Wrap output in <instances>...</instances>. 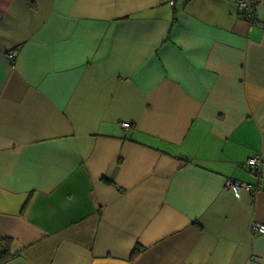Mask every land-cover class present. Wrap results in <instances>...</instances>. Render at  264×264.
Wrapping results in <instances>:
<instances>
[{
    "label": "crops",
    "instance_id": "1",
    "mask_svg": "<svg viewBox=\"0 0 264 264\" xmlns=\"http://www.w3.org/2000/svg\"><path fill=\"white\" fill-rule=\"evenodd\" d=\"M253 1L0 0V264H264Z\"/></svg>",
    "mask_w": 264,
    "mask_h": 264
},
{
    "label": "built area",
    "instance_id": "2",
    "mask_svg": "<svg viewBox=\"0 0 264 264\" xmlns=\"http://www.w3.org/2000/svg\"><path fill=\"white\" fill-rule=\"evenodd\" d=\"M236 7L238 9V12L241 13L242 15L245 16L247 21L250 23V25H255V26H260L255 12H256V3L253 0H235ZM173 5V2L170 3ZM126 127H128V124H125ZM247 166L250 168H258V158H251L247 161L246 163ZM228 186L230 189L239 191V190H246L251 193H255V188L244 184V183H239L235 181H229ZM251 233L253 235H264V225L259 224V223H252L250 227Z\"/></svg>",
    "mask_w": 264,
    "mask_h": 264
},
{
    "label": "trees",
    "instance_id": "3",
    "mask_svg": "<svg viewBox=\"0 0 264 264\" xmlns=\"http://www.w3.org/2000/svg\"><path fill=\"white\" fill-rule=\"evenodd\" d=\"M2 243V244H1ZM10 248L9 240L2 239L0 242V258ZM9 259V258H8Z\"/></svg>",
    "mask_w": 264,
    "mask_h": 264
},
{
    "label": "rangeland",
    "instance_id": "4",
    "mask_svg": "<svg viewBox=\"0 0 264 264\" xmlns=\"http://www.w3.org/2000/svg\"><path fill=\"white\" fill-rule=\"evenodd\" d=\"M126 128H128V127H126Z\"/></svg>",
    "mask_w": 264,
    "mask_h": 264
}]
</instances>
